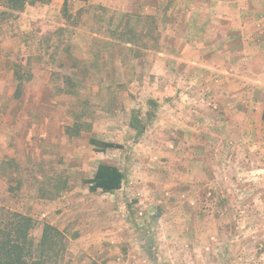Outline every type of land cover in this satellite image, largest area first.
<instances>
[{
  "label": "rangeland",
  "instance_id": "rangeland-1",
  "mask_svg": "<svg viewBox=\"0 0 264 264\" xmlns=\"http://www.w3.org/2000/svg\"><path fill=\"white\" fill-rule=\"evenodd\" d=\"M213 1L0 0V210L31 217L36 241L60 230L66 264H264V89L201 85L141 50L158 22L184 30L179 14ZM202 23L189 38L230 44ZM101 162L124 172L118 191L85 184Z\"/></svg>",
  "mask_w": 264,
  "mask_h": 264
},
{
  "label": "crops",
  "instance_id": "crops-1",
  "mask_svg": "<svg viewBox=\"0 0 264 264\" xmlns=\"http://www.w3.org/2000/svg\"><path fill=\"white\" fill-rule=\"evenodd\" d=\"M188 1L189 0H177V2L183 5L188 3ZM160 3L161 1H159L158 8ZM213 3H215V11L207 15H200L201 12L193 13V10L187 13L185 12L184 14H179L181 18L184 15L187 21L184 28L185 35L184 30H181V28L177 31L179 23L171 25L170 22V24L165 27L162 21L158 22L155 27L153 26L155 29H153L154 36L152 37V41L142 47L141 50L151 53V60L155 62L157 69L161 70V72L164 71V68L169 69L171 66L172 68L175 67L176 65L173 60L178 59L179 63L177 64L182 67L187 74H184L183 77L190 79V81L196 82V80H198L197 83L201 85L205 83L209 84V82L214 85H221L227 82H232L234 84L239 83L240 78H247L248 83L253 84V88H251V99L260 100L262 97L257 95L258 90L259 88L264 89V86L258 85V83L264 84V27L261 28V24L264 25V0H214ZM241 8L245 9L241 10ZM261 9L262 11H260ZM158 16L157 20L159 21ZM196 16L198 17L196 18ZM203 17L206 23L208 22V18L211 17V21L214 25H210L214 30L218 31L221 38L225 37L231 39V42L228 41L230 44H221L218 39L197 42L196 38L193 40L189 38L191 33L192 35L197 34V30L203 29ZM160 19L169 20L167 16L164 18L163 15ZM220 23L222 25L224 24L226 28L222 26L220 29L215 26V24ZM183 35L184 38L181 39ZM164 51L165 53H163ZM210 52H215L212 58L209 56ZM221 52H223V55L219 56L217 53ZM165 57H167V60L166 63L163 62L165 65L163 66L161 61L165 59ZM242 59L245 60L246 64L242 63V65H239ZM240 67L247 69V73H249L248 77L240 75ZM152 72L153 74H158L156 76V82L160 81L159 74L161 73H156L154 69ZM197 72H199V75L195 77V73ZM229 74H231V76H229ZM162 81H166V79H162ZM152 92L154 95L155 91ZM153 95V99H159L158 95ZM257 104L260 106V103ZM102 141H107V139ZM107 142L115 143L114 141Z\"/></svg>",
  "mask_w": 264,
  "mask_h": 264
},
{
  "label": "trees",
  "instance_id": "trees-1",
  "mask_svg": "<svg viewBox=\"0 0 264 264\" xmlns=\"http://www.w3.org/2000/svg\"><path fill=\"white\" fill-rule=\"evenodd\" d=\"M51 0H2L5 7L12 11L22 12L26 6L47 4ZM151 107L156 109L157 102L150 99ZM149 121L155 114L149 113ZM131 127L141 136L146 129L139 125V119L134 118ZM90 144L99 151L120 148L119 144L90 138ZM125 180L124 172L117 166L100 163L93 176L84 182L91 192L114 193L118 191ZM34 222L31 217L20 212L0 210V264H66V241L64 234L56 227L45 224L39 240L32 237Z\"/></svg>",
  "mask_w": 264,
  "mask_h": 264
}]
</instances>
